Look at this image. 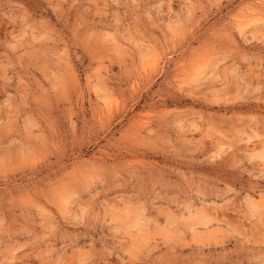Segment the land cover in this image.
Segmentation results:
<instances>
[{
    "label": "rangeland",
    "instance_id": "1",
    "mask_svg": "<svg viewBox=\"0 0 264 264\" xmlns=\"http://www.w3.org/2000/svg\"><path fill=\"white\" fill-rule=\"evenodd\" d=\"M0 264H264V0H0Z\"/></svg>",
    "mask_w": 264,
    "mask_h": 264
}]
</instances>
